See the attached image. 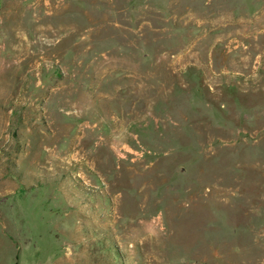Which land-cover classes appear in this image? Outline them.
<instances>
[{
    "label": "rangeland",
    "instance_id": "rangeland-1",
    "mask_svg": "<svg viewBox=\"0 0 264 264\" xmlns=\"http://www.w3.org/2000/svg\"><path fill=\"white\" fill-rule=\"evenodd\" d=\"M0 264H264V0H0Z\"/></svg>",
    "mask_w": 264,
    "mask_h": 264
},
{
    "label": "bare ground",
    "instance_id": "bare-ground-1",
    "mask_svg": "<svg viewBox=\"0 0 264 264\" xmlns=\"http://www.w3.org/2000/svg\"><path fill=\"white\" fill-rule=\"evenodd\" d=\"M144 149H145V147H144ZM123 162H126V158L125 157H122V163Z\"/></svg>",
    "mask_w": 264,
    "mask_h": 264
}]
</instances>
